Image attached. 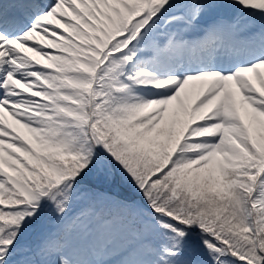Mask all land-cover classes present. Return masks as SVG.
I'll use <instances>...</instances> for the list:
<instances>
[{
  "label": "snow or ice",
  "instance_id": "1",
  "mask_svg": "<svg viewBox=\"0 0 264 264\" xmlns=\"http://www.w3.org/2000/svg\"><path fill=\"white\" fill-rule=\"evenodd\" d=\"M0 264H264V0H0Z\"/></svg>",
  "mask_w": 264,
  "mask_h": 264
}]
</instances>
